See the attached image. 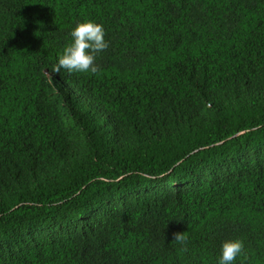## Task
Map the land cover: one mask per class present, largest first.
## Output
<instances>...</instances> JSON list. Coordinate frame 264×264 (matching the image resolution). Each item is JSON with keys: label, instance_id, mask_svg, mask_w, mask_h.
I'll return each mask as SVG.
<instances>
[{"label": "trees", "instance_id": "1", "mask_svg": "<svg viewBox=\"0 0 264 264\" xmlns=\"http://www.w3.org/2000/svg\"><path fill=\"white\" fill-rule=\"evenodd\" d=\"M85 20L99 71L57 73ZM227 239L264 264V0H0V264H218Z\"/></svg>", "mask_w": 264, "mask_h": 264}, {"label": "clouds", "instance_id": "2", "mask_svg": "<svg viewBox=\"0 0 264 264\" xmlns=\"http://www.w3.org/2000/svg\"><path fill=\"white\" fill-rule=\"evenodd\" d=\"M104 26L92 20L79 22L70 30V42L64 47L54 71L62 69L69 74L89 73L99 71L96 65V55L108 49L109 42L105 39ZM186 249L187 236L184 232H176L173 239ZM244 253V242L240 239H227L222 242L218 256V264H236L238 257Z\"/></svg>", "mask_w": 264, "mask_h": 264}]
</instances>
